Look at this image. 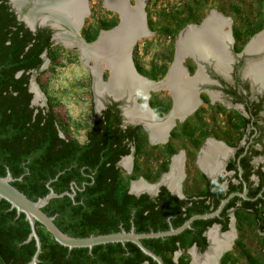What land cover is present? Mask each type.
Segmentation results:
<instances>
[{
  "label": "flooded vegetation",
  "instance_id": "obj_1",
  "mask_svg": "<svg viewBox=\"0 0 264 264\" xmlns=\"http://www.w3.org/2000/svg\"><path fill=\"white\" fill-rule=\"evenodd\" d=\"M86 16L78 20V24L82 20L83 21L77 29H72L73 35L76 38L75 42H80L78 39H81L83 41V43H81L86 46L91 45L103 32H107L118 24V22L117 24L101 23L97 31L93 33L91 30L87 31L86 29H82ZM39 20L41 22H49L42 19ZM54 26L56 27H51L50 24L41 25L37 26L36 29L43 28L49 30L48 36L51 45L54 38L62 42L69 41V39L60 36V34L65 33L66 30L57 25ZM263 29L264 27L260 28L254 34L261 32ZM129 43V41L126 43L125 48L131 47ZM72 45L77 48L82 57L77 44L74 43ZM134 45L135 43L133 46ZM43 53L47 54V50L40 54V58L43 60L42 64L44 63ZM130 58L132 60V54ZM186 58L181 63V67L184 68L182 77H185V82H183L182 85L187 86H185L183 90H187V100L189 99L188 101H190V107H186L180 112L175 111V108L178 109L182 101L180 93H174L175 90H172L170 86L166 84V88L161 89L168 92L170 99L162 103L149 101L151 93L146 97L142 94H138L137 98L131 100L128 104L125 98L115 100L112 96L116 97V95L108 91L98 93L95 89V77L98 76H96L92 70L95 62L92 59L86 60L89 63L94 81L92 88L96 94L107 98L101 100L98 104V112L94 111L92 113L91 122L85 129V140L80 144L85 145L94 141L89 137L88 133L90 130L95 136L99 132L97 129H91L97 124L94 119L95 114H100L104 110H111L116 115V118L118 117V119L112 121L113 125L120 128L122 130L121 132L127 134L126 136L124 134V136L120 138V144L114 145L115 150L111 153L112 158L118 157L117 161L114 163L118 170L119 164L122 162L123 158L129 156L127 165H129L130 168L135 156L139 155L142 148L141 142H143V140L140 139L141 131L145 133L144 140H147L152 146L162 144L168 155L167 161L165 163L161 162L158 167L159 178L157 181L148 182L143 178H139L134 183L143 182L148 187L140 190H135L132 187L129 190L127 189L128 193L137 197L146 194L152 199L164 190L169 195L175 196L178 199L187 200L188 202L179 206L183 212L182 216L191 212L193 213L180 225L193 215L208 214L215 211L223 199L227 198L230 194H234L225 203L217 216L207 219H196H211L212 222L208 226H206L204 222H199L193 226L192 223L196 221L194 220L191 222V227L186 228L192 232L184 233L185 229L176 235L141 239L143 245L159 256L164 264H200L201 259H203L212 248V240L209 236L210 231L216 230L219 237H222L227 232L232 233V236L235 237L232 226H230L231 215L234 216V214L239 211H250L255 217L253 209L248 208L249 205L253 206V208H263L261 217L264 219V80L256 75L254 76L253 73L255 68L253 65L255 64H253L254 62L252 60H249L250 56L248 55L237 58L230 56V59L228 58L230 62L225 64L226 71H220L213 58L197 61L194 57H191L196 62L195 67L184 64ZM257 58L258 62H260L258 66L261 65V63L263 64L264 51H262ZM233 59L234 63L231 62ZM236 59L237 62H235ZM125 60L130 63L128 55ZM172 61L168 68H166L165 73L160 76V79H163L167 75L170 67L172 68ZM101 62L104 63L105 61L101 59V61L97 63L102 66L99 72V81L105 84L109 80V76H111V71L106 65H102ZM209 62H211V64ZM133 64L135 66L134 62ZM40 67L38 69H31L30 74L40 70ZM171 68L170 70L172 71ZM105 70H108L106 80H104L103 76ZM142 77L147 80H154L144 75ZM29 85L30 77L27 89L31 93ZM139 95L144 101L139 102ZM32 100L31 93V106H33ZM42 107H47V104ZM151 126L161 127L160 138H152ZM59 136H63L60 130ZM114 136L118 137V132H115ZM174 139L180 141V144L174 146L172 144ZM91 155L95 158H102L104 156L99 152H92ZM175 159L178 160V166L175 187L171 188L169 186V178L167 177L171 173ZM124 163L126 164V162ZM85 175H87V173H84V176ZM190 175L195 183L193 184L197 188L195 192H189L186 188L187 186L185 183ZM91 183L92 181L88 182L87 178H83L80 181L82 187H79L75 184V179L69 180L67 184L70 190L69 192H75L72 198V204L77 203L75 197L78 195V189L84 190L86 186ZM244 192V196L240 195V193ZM84 195L86 196L87 193H84ZM151 202V200L147 201L148 204ZM92 204L96 206V202H92ZM110 204L115 205V202H111ZM93 205L90 209L94 207ZM97 205L102 206V202H97ZM190 206H192V209L189 208ZM177 209L178 208H176V210ZM100 211L102 212L101 209ZM112 212L115 213L114 209ZM56 215L57 214L52 216H54V222L58 226L55 218ZM112 215L111 218H104L102 215L69 217L67 223H72L74 220L79 221L77 228L83 236L76 237L113 233L122 229L129 231L132 227L136 233H148L154 231V228L164 227V225H160L164 221H166L168 227L167 229L159 231L180 226H174L170 218L171 216H166L165 220L162 219L163 221L161 217H157L156 223L147 227L149 229L148 232L136 231L133 223H131L129 229L123 228L117 212ZM254 219L258 229L264 232V230L258 226V223H261L260 217L258 216ZM224 224H226V229H223ZM69 225L71 226V224ZM39 227L44 228L42 225ZM196 232H199L200 236H204L205 238L206 246L203 249H200L197 243L192 241ZM49 235L54 240L50 233ZM69 235L75 236L72 234ZM179 235L181 236L179 237ZM171 236L176 237L169 238ZM185 245L195 247L198 253H204L203 256L197 257V255L190 254L191 256L189 258L184 257L186 254L184 249ZM231 246L232 243L225 252H227ZM46 259L51 262L50 264H158L153 258L145 254L135 243L130 241H125L124 243H101L93 245L91 248H53L50 257ZM39 261L41 260L39 259Z\"/></svg>",
  "mask_w": 264,
  "mask_h": 264
},
{
  "label": "trees",
  "instance_id": "obj_2",
  "mask_svg": "<svg viewBox=\"0 0 264 264\" xmlns=\"http://www.w3.org/2000/svg\"><path fill=\"white\" fill-rule=\"evenodd\" d=\"M48 34L49 30L43 28L31 31L16 19L7 0H0V176L6 175L9 170L16 178L11 184L33 200L48 193L47 182L51 179L50 186L57 193L70 191L67 184L71 179H75L79 187H82L80 181L83 178L92 181L84 190L78 189L76 204H72L71 197L64 195L50 199L42 208L50 216L57 214L58 226L75 236H83L77 228L79 221L67 223L69 217L102 215L111 218L117 212L123 228L129 229L133 223L136 231L143 232H148L147 227L155 224L157 217L165 220L166 216H171L174 226L180 225L193 213L182 216L179 206L187 200L178 199L164 190L152 199L146 194L137 197L121 187L119 170L114 164L118 157L112 158L111 153L115 150L114 145L120 144V138L127 134L113 125L112 121L118 117L111 110L95 114L97 124L91 129L99 132L95 136L90 130L89 137L94 141L82 145L59 136V123L50 104L38 108L30 105L31 93L27 89L30 70L38 69L42 64L40 54L51 46ZM135 67L154 80L166 71V66L158 72ZM19 72L20 75H17ZM115 132H118V137L114 136ZM92 152L104 156L95 158ZM84 173H87L86 177ZM149 200L152 201L150 204L147 203ZM92 202H96V206ZM97 202H102V206ZM92 205L94 207L90 209ZM189 208L192 209V206ZM248 208L253 209L256 218L260 217L258 226L264 230L263 208L250 205ZM199 222L208 226L212 220H196L192 225ZM160 225L164 227L154 228V231L168 227L166 221ZM36 226L42 242L39 264H50L46 258L50 257L52 249L67 247L54 241L45 229L47 235L43 234L39 223ZM223 229H226V224ZM29 232L25 215L17 214L10 203L0 198V259L4 264H27L31 260L35 242L34 239L25 241ZM186 232L192 231L186 229ZM192 241L200 249L206 246L205 238L199 232L194 234Z\"/></svg>",
  "mask_w": 264,
  "mask_h": 264
},
{
  "label": "rangeland",
  "instance_id": "obj_3",
  "mask_svg": "<svg viewBox=\"0 0 264 264\" xmlns=\"http://www.w3.org/2000/svg\"><path fill=\"white\" fill-rule=\"evenodd\" d=\"M144 10L149 31L136 41L131 54L135 65L147 72H158L164 66L168 68L174 59L175 40L179 31L191 23L200 22L212 12L221 21H230L229 26L223 28L225 32L228 31L225 49L229 56L235 58L246 55L242 53L246 43L258 28L264 27V0H147ZM88 11L82 29L93 33L101 23L117 24L119 21L117 12L104 6L102 0H89ZM52 42L47 54L43 56L44 66L29 76L30 84L34 79L40 92L37 97V92L34 96L31 91L34 99L32 105L42 107L50 104L56 114L61 135L80 144L85 140V129L91 122L92 113L98 112V104L107 97L96 94L92 88L94 81L89 63L82 59L77 48L57 38ZM231 62L234 63V59ZM184 64L195 67L196 62L188 57ZM103 74L106 80L108 70ZM150 93L149 101L154 103L170 99L168 92L162 89ZM138 100L144 101L140 95ZM144 136V131H141L142 148L133 159L132 166L129 168L127 165L129 156L119 164L122 188L131 189L139 178L148 182L157 181L158 167L161 162L167 161L164 146H152L144 140ZM172 144L177 146L180 141L174 139ZM193 183L190 175L185 183L189 192L197 189ZM230 226L235 237L231 248L220 257V264H264V232L258 229L252 214L239 211L231 215ZM39 229L46 234L44 228ZM184 249L186 258L190 254L197 257L204 254L198 253L191 245H185ZM0 264H4L1 259Z\"/></svg>",
  "mask_w": 264,
  "mask_h": 264
},
{
  "label": "bare ground",
  "instance_id": "obj_4",
  "mask_svg": "<svg viewBox=\"0 0 264 264\" xmlns=\"http://www.w3.org/2000/svg\"><path fill=\"white\" fill-rule=\"evenodd\" d=\"M27 1L28 0H13V3L17 8L22 9ZM33 1L38 2V5H42L44 7L35 12L29 11L25 13L23 17L25 20H27V22L31 23L34 19H42L64 28L66 32L60 34V36L69 39L68 42L71 45L74 43L77 44L81 51L83 60L86 61L88 59H92L95 62L92 70L96 76L99 75V72L102 69V66L97 64L98 61H101V59L105 61L104 63H101L102 65H106L107 68H109L111 71V76L105 84L101 83L99 78L96 77L95 89L98 93L108 91L109 93L116 95L117 98L120 96L130 97L135 90H143L146 84L155 85L152 81L135 74L131 69V63L128 61L126 62L125 60V58H127V51L129 49L125 48L126 43L129 41V45L132 46L137 40L143 38L149 31L148 29L144 28L142 18L137 12L139 5L143 0H133L134 2L132 4H135L133 7L127 6L124 0H104V6L116 11L121 15L124 23L123 28H120L116 31L112 30L110 32H103L96 44L88 46L83 45L81 42H75L76 38L72 32V29L78 24V20L89 13L88 9L84 5L85 0ZM46 3H49V5L51 3L52 5L50 6L51 8L49 7V9L54 10V12H57L60 15H57L50 10L49 12L44 11ZM215 20H217V15L214 12L208 14L204 19L203 25L205 24V27L202 31L200 30L199 34L200 37L202 36L207 38V42H209V49L208 51L206 50V52H204L205 50H202L200 52V56H202L204 60L213 58L218 65V69L220 71H226L225 64H228L230 61L229 53H227L225 49L227 31L225 32V30L220 26L221 24H223L224 27H228L229 25L226 19L224 20V23L220 22V20L215 22ZM182 32L183 31H181V33ZM194 34L195 32L192 34V36ZM197 35L198 34H195V36ZM187 39L188 40H184L182 42L184 45L186 43H191V41L193 42L194 37L190 36ZM262 47H264V29L249 40L247 49L248 51H252L255 49H261ZM187 49L188 46H185L183 51H186ZM181 61L182 58L180 57V53H178L174 58L173 66L171 68L172 71L170 72V78H168L169 81L167 80L168 83H166V85L170 86L172 90H175L174 93H180V97L182 98L179 108H175L176 112H180L182 109L190 107V101H188L189 99L187 100V90H183L186 85H182V83L185 82V77H182L184 68L181 67ZM253 74L254 76L256 75L260 79L264 80V63H261V65L257 66ZM37 97H39L38 93ZM150 129L153 139L160 138L159 136L161 135V127L151 126ZM177 161V159L174 160L171 173L167 177L169 178V186L171 188L175 187L176 171L178 166ZM147 187L148 186L143 182H137L133 185L135 190H140ZM209 236L212 240V248L211 251H209L203 259H201L200 264H216L217 262L215 260L218 252L223 249L228 242L230 246L234 238L230 232H227L222 237H219L216 230L210 231Z\"/></svg>",
  "mask_w": 264,
  "mask_h": 264
},
{
  "label": "water",
  "instance_id": "obj_5",
  "mask_svg": "<svg viewBox=\"0 0 264 264\" xmlns=\"http://www.w3.org/2000/svg\"><path fill=\"white\" fill-rule=\"evenodd\" d=\"M124 1L127 4V6H129V7H133L135 5V4L130 3L129 0H124ZM88 2H89V0H85V2H84L85 3L84 5L86 6L87 9H88ZM102 2L104 3V0H102ZM146 2H147V0L142 1V3L139 5L137 12H138L139 16L142 18V23H143L144 28L148 29V27L146 25V14H145V10H144ZM7 4L9 5L10 10H12L14 12L16 19L18 21L23 22L25 24V26H27L31 31H34L37 28V26H41V25L50 24L51 27H56L49 22H41L39 19H34L31 23H29V22H27V20H25V18L23 17V15L25 13H27L29 11L35 12V11H38L39 9H41L42 7H44L42 5H38V2H35L33 0H28L22 9L17 8L14 5L13 0H7ZM51 5H52L51 3H50V5H49V3H46L44 11L49 12V10H50V11H53V13L60 15L57 12H54V10L49 9V7ZM118 16H119L118 24L116 26H114L112 29L108 30V32H110L112 30L116 31L120 28H123L124 23H123L122 17L120 14H118ZM205 17H203L200 22L191 23L179 31L178 36L175 40L174 58L177 56L178 53H180V57L182 58V61L180 63H182L183 60L189 56L194 57L197 61H204V58H202V56H200V52L202 50H205L204 52H206V50L208 51L209 42H207V38L202 37V36L200 37L199 33H200V30L202 31L205 27L204 26L205 24L203 25ZM219 20L220 19H217V20H215V22L216 21L218 22ZM82 21L79 24H77L73 28V30L77 29L80 26V24L82 23ZM220 22L224 23V21H221V20H220ZM227 22L229 25L230 21H228V19H227ZM220 27L223 29L224 25L221 24ZM181 31H183V32L181 33ZM194 32H195V34H198V35L195 36V34H194L192 36V34ZM258 33H256V34H258ZM256 34H254V35H256ZM100 36L91 45L96 44V42L98 41ZM190 36L194 37L193 42L191 41V43H188V44L186 43L184 45V43H182V42L184 40L185 41L188 40L187 38ZM78 40L83 43V41L81 39H78ZM248 43H249V41L245 45V48L243 49L242 53H245L246 55L250 56L249 60H252L254 62L253 64H255V65H253V66L256 69L255 66H258V63H260V62H258L257 57L259 56V54L262 51H264V47H262L261 49H255L252 51H248V49H247ZM185 46H188V49L186 51H183V48ZM132 48H133V45L131 47H129V49L127 51V53H128L127 55L129 56V61L131 63V65H130L131 69L135 74H137L139 76H143L137 71V69L135 68V66H134V64L130 58ZM44 54L45 53H43V55ZM173 62H174V59H173L172 63ZM44 64H45V62L42 64L40 69L44 66ZM170 68L167 72V75L163 79H160L158 81L149 79L155 85L146 84V86L143 90H135L130 97L120 96V97L116 98L112 95L111 96L115 100H121L122 98H125V101L128 104L131 100H135L137 98L138 94H142L146 97L150 94L151 90H157V89L165 88V84L167 83V80L170 77V71H171ZM20 73L21 72H19L17 75H20ZM99 77L100 76L98 75V78ZM109 78H110V76H109ZM31 81H32V83L29 85V90L34 92V94H35V92H37L40 95V92L36 88V84H35L34 79H32ZM33 102H34V99L32 100V104H33ZM126 119H128V118H126ZM15 179L16 178H14L12 176V174L9 170H7L6 175L0 176V198L4 199L8 203H10V207L15 208L17 214L23 213L25 215V219L29 223L30 232H29L28 237L25 241L27 242V241L34 239L35 251L32 255L31 260L27 264H38V262H39L38 256L42 250V243H41V239H40V236L38 234V231H37L36 223H39L40 225H42L46 229V231L52 235V237L54 238V240L57 243H59L62 246H65L69 249L81 248V247L91 248L93 245H97V244H101V243H108V242L124 243L125 241H130V242L135 243L145 254H147L148 256L153 258L158 264H164L163 260L159 256H157L155 253H153L152 251H150L147 247H145L143 245L141 239L152 238V237H165V236L179 234L183 230H185L186 228H190L191 222L196 220V219H207V218L217 216L220 213V211L222 210L225 203L229 200V198L234 195V194H230L227 198L223 199L221 201L219 207L215 211L208 213V214L193 215L189 219H187L182 225H180L176 228L170 227V229L164 230V231H155V232L151 231L148 233H136L134 231V228L132 227L129 231L122 229L118 232H113V233L91 235V236H87V237H76V236H71V235L63 232L54 222V216L48 215L42 209L49 202V200L52 198L63 197L64 195H67V196L73 198L74 194H75L74 191L73 192L63 191L61 193L55 192L54 189L50 186V183L53 180V179H51L47 182V187L49 189L48 193L45 194L44 196L38 197L37 199L33 200V199L27 197L23 192H21L18 188H16L15 186H13L11 184V182L14 181ZM18 179H20V177ZM240 195L244 196L245 192L240 193ZM228 248H229V242L227 243V245L223 249H221L218 252V255L216 256V260H215L217 262L216 264H219L220 257Z\"/></svg>",
  "mask_w": 264,
  "mask_h": 264
}]
</instances>
